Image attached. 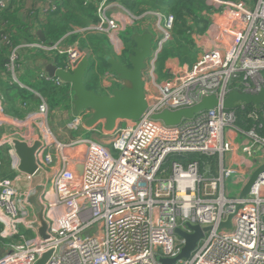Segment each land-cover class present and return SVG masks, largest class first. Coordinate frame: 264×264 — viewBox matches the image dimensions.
<instances>
[{
  "label": "built area",
  "instance_id": "2783aa9c",
  "mask_svg": "<svg viewBox=\"0 0 264 264\" xmlns=\"http://www.w3.org/2000/svg\"><path fill=\"white\" fill-rule=\"evenodd\" d=\"M18 1L0 0V10ZM206 2L219 17L209 28L224 34L228 44L224 49L202 48L192 66H176L168 71V77L158 81V55L172 37L175 16L154 12L158 18L156 47L144 71L150 83L144 79L149 106L137 121H122L110 132L95 127L98 140L79 137L61 142L48 125L47 99L31 89L39 99L36 113L44 131L38 139L41 145L35 173L20 169L16 139H0V146L7 142L11 164L18 170L13 178L0 174V223L5 240L0 264H35L47 252L51 255L45 264H162L160 257L173 258L181 252L184 240L175 229L189 231V222L213 228L206 232L192 257L177 264H264V173L242 198L239 194L230 197L226 188L228 179L243 187L257 162L264 163V136L256 127L248 131L240 128L235 109L216 107L177 125L151 116L165 109L194 105L205 95L225 97L232 81L251 92L264 85V0ZM94 3L98 22L81 30L105 34L113 50L122 54L125 47L120 32L133 26L139 17L131 13L119 19L110 16L107 10L112 0ZM0 41L10 44L7 33H0ZM60 43L11 44L7 69L13 73L12 81L26 87L15 74L25 49L66 54V70L86 52L77 44L65 48ZM110 74L115 83H121L114 73ZM37 78L58 86L65 83L44 71ZM19 105L25 108L27 102ZM0 113L4 114L2 108ZM89 115L88 109L74 115L66 129H92L85 125ZM249 117L258 119V114L252 112ZM235 136L244 141L241 151L250 160L248 169L224 164V155L235 150ZM192 152L219 155V173L205 175L198 161L168 162L173 154ZM47 169L53 173L42 183L38 198L48 225L47 238H43L38 230L37 207L32 202L37 189H18L17 182L20 177L31 181ZM231 214L232 226L219 228Z\"/></svg>",
  "mask_w": 264,
  "mask_h": 264
},
{
  "label": "trees",
  "instance_id": "16d2710c",
  "mask_svg": "<svg viewBox=\"0 0 264 264\" xmlns=\"http://www.w3.org/2000/svg\"><path fill=\"white\" fill-rule=\"evenodd\" d=\"M128 11L134 15H142L145 12H160L163 15L173 14L175 16V25L172 32V37L168 39L158 55L157 68L163 71L164 63L169 57L178 58L181 64H188L192 66L198 59V50L194 47L193 39L191 38L190 32L202 30L209 25V20L202 15L204 9H209L210 6L207 5L206 0H118ZM62 4L57 3L56 8L48 12V16L44 23H41V28L44 31L46 37V43L54 44L63 38L67 33L72 31L75 26H80L82 28L88 27L92 24L98 22V17L96 15V5L93 0L86 4V0H62ZM20 1L17 2V4ZM16 5V4H15ZM11 6L5 10H0V15L2 20H6L14 23V25L9 28V38L10 44L4 45L0 49V68L7 70V58L9 55V50H11V44L17 45L21 42L33 43L39 41V36L36 32H32L27 28V25L23 24L15 14L16 10L10 11ZM188 20H192L193 23L189 24ZM203 25V27H202ZM134 28L129 29L128 35L124 36L125 49L121 55L111 53V48L107 44H100L99 42L104 41V34L98 32H91L89 34V42L93 44V48L89 50L90 66L86 72V76H91L92 79L97 80L99 77L108 72L109 65L107 63V57L113 56L114 58L120 60L123 63L129 61V54L132 52L134 42L131 39V32ZM4 33V32H3ZM7 34V35H8ZM71 37L72 41L74 40ZM106 39V38H105ZM94 45L96 47H94ZM83 49H87L86 41L82 42ZM112 54V55H111ZM41 56V53H38ZM56 63L61 68H66L67 66V55H56ZM26 75L33 73L29 67ZM26 77H22V81L27 83L28 88H33L32 90L39 92L43 97H45L52 109L63 108L67 111H71V90L68 85L58 86L51 81H46L44 79H39L35 75L36 82H29L25 80ZM34 78V77H33ZM86 81V77H85ZM4 85V101L6 103L11 102L13 106L16 107V103L19 100H27L30 97L35 96V93L19 85L17 82H9ZM120 83L115 84L114 87L118 86ZM88 88H91L86 84ZM240 87L235 81H232L230 87ZM92 89V88H91ZM36 98V97H34ZM38 99V98H36ZM17 100V101H16ZM35 100V99H34ZM36 101V100H35ZM14 107V108H15ZM50 108V109H51ZM73 108V106H72ZM17 111H12L9 109L7 113L14 115H21L23 111L17 105ZM237 114V125L245 131L256 127L257 131L261 136H264V105L260 110L254 108L253 105H244V107H238L235 109ZM256 112L258 114V119H253L249 117V114ZM73 117V116H72ZM263 124V127H259ZM171 160H180L184 164L192 161H198L201 167V172L204 173L207 164L211 166V173L216 175V164L218 161V155H207L199 152H192L187 154H173L169 156L168 162ZM6 176V175H5ZM4 239L1 236V225H0V246H3Z\"/></svg>",
  "mask_w": 264,
  "mask_h": 264
},
{
  "label": "crops",
  "instance_id": "0c3cea01",
  "mask_svg": "<svg viewBox=\"0 0 264 264\" xmlns=\"http://www.w3.org/2000/svg\"><path fill=\"white\" fill-rule=\"evenodd\" d=\"M86 1H91V0H86ZM57 3L62 4L63 2L62 0H20V3L17 4L15 2L11 5L12 8H10V11L12 12L16 10L15 16L19 20H21L23 24L27 25V28H29L30 31L36 32L38 34V31L40 30L44 34V31L41 28V23L45 22L46 17L48 16V12L51 10H54L57 6L56 5ZM209 9L210 10L204 9L202 11V15L209 20L208 27H206L205 29L202 28V30L196 29V31L190 32L191 38L193 39V42H194V47L198 50V59L200 58L199 54H201L200 50H202V48H215L217 46L219 48L224 49L225 46L229 42L228 39L225 38L224 34L219 32L217 29L209 28L211 21L214 18L218 17L216 16L217 13L214 12V10H212L215 8H212L210 6ZM107 13L110 16H114L119 19V18L127 16V14L131 12L128 11L118 0H112V4L108 8ZM137 17H139V19L135 22L133 26H130L126 30H122L120 32V36L123 40L124 47H125L124 36L128 35V31L131 28H134L131 34L136 33V32L143 33V32L149 31L153 33L154 38L156 37V34H157L156 25L158 22V18L156 14L154 12L148 11V12L143 13L142 15H137ZM223 17H225V15H223ZM0 18H1V15H0ZM220 19L221 21L224 20L223 18H220ZM188 23L192 24L193 21L188 20ZM13 25H14L13 21L9 22V21L0 19V33L4 32L8 34L9 28H11ZM81 29L82 27L75 26L72 31L67 33L63 38L59 40L61 42L60 43L61 46L66 48V47L77 44L81 47L82 42L85 40L87 44V49L84 48V50L86 51V53H88L89 50L93 48V44L89 42V37H90L89 35H94V34H89L91 32H88V31L84 32ZM71 37H75L73 38L74 39L73 41ZM101 37L104 38V41L99 42L101 45L107 44L111 48V53L121 55V54L116 53L113 50L110 44V41L108 40L106 35L105 36L102 35ZM38 40L39 41H35V42L47 44L46 41L44 42L41 40L40 36ZM48 44H51V43H48ZM4 45L5 44L0 41V49ZM94 47L96 46L94 45ZM134 47H135V43H134L133 48ZM38 53H41V56H39ZM56 55L57 53L55 51H44V50L42 51V50H34V49L33 50H30V49L23 50L21 52V57L19 60L18 67L15 70V74L18 80L23 85L28 87L29 85L22 81V77H26L25 80L29 82H36L34 80L35 75L37 76L42 71L48 73L46 68L49 64L52 63L60 67L56 63V60H55L57 57ZM7 63H8V58H7L6 64ZM164 65L165 66L162 72L168 73L170 69L176 66H179V65L181 66L182 64L178 58L169 57L165 61ZM185 65H188V64H183L182 66H185ZM29 67L31 68L33 73L30 75H26L27 72L25 71L28 70ZM12 79H13V73L10 70L0 68V108H2L4 111V114L0 113V139L1 140L2 139H5V140L16 139V140L26 142L28 145H33L36 141H38V139H40L41 135L44 134L43 129L38 123L39 118L37 117V113H36L39 99H36L38 98V96L35 94V96L30 97V99L25 100L27 102V106L25 108H22L21 105H19L22 103L23 100H19L18 103L14 104L16 105V107L18 105L21 111H23L22 114L19 116L7 113V110L9 111V109L12 111H17L16 107L13 106L11 102L6 103L4 101V90H5L4 88L5 87L3 84L11 82ZM113 82L114 81L109 72H106L104 75L99 77L97 80L92 79L91 76H86V84H88V86L90 85V87L96 90L98 93L111 92L112 89L116 88L114 86L115 84H117ZM65 84L66 83H64L62 86H64ZM68 86H69L68 88H70V85ZM1 97H3V100H1ZM72 99H73V94L71 92V100ZM72 116H74L73 111H72V102H71L70 112L63 108H59V107L55 109H52V108L50 109V112L48 115V125L50 129L53 131L58 141L68 142V141H71L72 139H77L79 137L85 138L87 137L85 135H88L91 133L93 134V136L90 138L96 139V140L99 139L98 138L99 134L97 135L96 134L97 132L93 128L92 129L82 128L84 131H81V129L77 131H68L65 126H66L67 121H69L72 118ZM97 128L103 129L102 125L97 126ZM18 131L21 132L20 135L18 134ZM239 139L240 137L235 136V139H234L235 150L234 152H228L224 155V164L226 166L235 165L241 168L248 169L251 163H250L249 158L242 153L241 144L244 141L241 140L242 142L240 143ZM0 157L2 160V163L0 165V174L2 176L6 175L7 177H11V178L17 176L18 170H16L11 164V159L8 153V147H7L6 141H4L3 145L0 146ZM52 173H53L52 170L47 169L46 171L41 172L38 175L34 176L31 181L27 180L26 178L20 177L19 181L17 182V187L18 189H21V190L27 189L29 187H35L37 189V194L36 196H33L32 202L37 207L38 198L42 192V183L49 180ZM0 225H1V231H2L3 225L1 223ZM4 252L5 250L2 248V246H0V255L3 254Z\"/></svg>",
  "mask_w": 264,
  "mask_h": 264
},
{
  "label": "water",
  "instance_id": "95a60500",
  "mask_svg": "<svg viewBox=\"0 0 264 264\" xmlns=\"http://www.w3.org/2000/svg\"><path fill=\"white\" fill-rule=\"evenodd\" d=\"M38 35L42 41H46L42 31L39 30ZM131 39L135 43V47L129 54V64L123 63L113 56L107 57L108 72L114 73L121 81V86L112 89L111 92L98 93L86 86L85 77L90 66L89 54L86 52L81 53L70 70L52 63L46 68L50 76L58 77L70 85L73 94V115H78L86 109L90 111V115L85 120V125L88 128L102 125L104 130L110 132L122 121L139 120L148 110L144 71L153 52L154 35L149 31L136 32L132 34ZM79 50L83 51L81 47ZM241 105H253L255 109L260 110L264 105V85L257 92L234 87L225 97H219L215 93L205 95L194 105L176 110L165 109L151 116L167 125H177L184 119L195 118L198 114L216 107L236 109ZM14 144L21 158L20 169L29 174L35 173L38 168L36 154L41 143L37 141L33 145H28L26 142L15 140ZM263 173L264 163L257 166L251 173L239 193L240 198L251 192ZM37 216L39 218V233L43 238H47L48 225L44 219L43 206L40 203L37 206ZM232 216V214L229 215L226 221L221 222L219 228H230ZM187 226L189 231L180 227L175 229V233L184 240L181 252L173 258L160 257L159 261L162 264H177L179 260L190 259L206 232L213 228L212 226L202 227L200 224L190 222L187 223ZM50 255L51 252L44 253L35 264H45Z\"/></svg>",
  "mask_w": 264,
  "mask_h": 264
},
{
  "label": "rangeland",
  "instance_id": "374dc122",
  "mask_svg": "<svg viewBox=\"0 0 264 264\" xmlns=\"http://www.w3.org/2000/svg\"><path fill=\"white\" fill-rule=\"evenodd\" d=\"M250 1V0H249ZM252 3H253V6H254V3L255 2H253L252 1ZM219 18V17H218ZM156 47V45H154V48ZM200 55V54H199ZM126 62H127V64H129V61H127L126 60ZM156 74H157V76H158V81H161L162 79H164V78H166V77H168L169 76V72L167 73H163L162 72V70H159L158 68H157V63H156ZM144 79H145V82H147V84L149 85L150 83H149V77H148V72H145L144 73ZM85 83H86V81H85ZM88 85V84H87ZM90 86V85H89ZM118 86H121V85H118ZM100 130V129H99ZM81 131H84L83 129H81ZM18 134L20 135L21 134V132L20 131H18ZM98 135V134H97ZM85 136H87V137H92L93 136V134L91 133V134H88V135H85ZM99 139H100V136L98 137ZM239 142L241 143L242 141H241V139H239ZM113 153L115 154V156H117L118 155V153L116 152V151H113ZM260 163L259 162H257V165L256 166H258ZM219 169H220V160H219V155H218V161H217V164H216V173L215 174H218L219 173ZM204 174L205 175H210V174H212L211 173V166H210V164H207V166H206V169H205V172H204ZM226 188L228 189V191L230 192V197H235V196H237V194H239L240 193V191H241V188H242V185H237V184H235L234 183V180L233 179H228V180H226ZM28 235L29 236H32L33 234L32 233H28Z\"/></svg>",
  "mask_w": 264,
  "mask_h": 264
}]
</instances>
